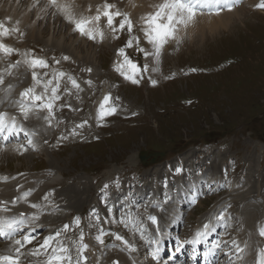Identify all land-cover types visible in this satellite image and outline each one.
I'll return each instance as SVG.
<instances>
[{"label":"rangeland","instance_id":"1","mask_svg":"<svg viewBox=\"0 0 264 264\" xmlns=\"http://www.w3.org/2000/svg\"><path fill=\"white\" fill-rule=\"evenodd\" d=\"M259 3L261 0H242L235 4V7L242 4L245 8L241 21L237 19L229 29L206 35L199 43H196L197 39L191 42L184 30L179 43L170 40L165 45L159 64L153 55V45L145 38L146 25L142 17L147 14L136 15L126 7L124 0L119 1V9L130 15L132 32L113 33L106 22L101 23L103 41L99 37L96 40L81 37L91 43L92 52H95L90 58L87 51L82 56L70 52L69 41L64 47L46 42L49 35L59 38L60 32L64 34L65 26L48 35L43 32L48 27V20L43 17L32 29L20 23L17 25V20L13 22L11 16L0 17V23L9 29L17 26L20 29L0 36V41L8 47L19 50L12 54L0 50V57L3 56L7 64L4 65L9 67L8 70L11 68L3 76L4 84L0 85V94L5 95L0 96V104L6 101L5 106L15 111V117L28 130L26 135H31L32 143L36 139L45 148L38 152L37 149L30 150V155L16 151L7 153L0 160L1 172L7 176L28 172L41 175L51 172L53 167L55 173L56 170L63 173L53 184L48 181L53 172L45 175V182L37 188L40 197H48L44 199L51 205L48 212L55 215L42 223L44 236H36L33 245L21 249L23 252L30 255L48 234L53 235L69 223L70 229L62 232L58 239L71 257L65 264L72 261L93 263L94 257L99 260L112 242L122 245L139 262L153 264L151 249L159 234L173 233L171 238L179 244L187 241L195 235L199 218L205 214L209 217L204 224L227 225L228 229L221 236V243H227L226 248L241 239L237 236L242 229L244 205L255 203L254 207L264 214V9L257 7ZM71 32L77 34L73 28ZM134 37L139 38V43ZM129 40H132V46L126 47ZM120 48L125 49L131 62L129 55L140 61L148 55V68L140 72L139 84L126 80L116 70L124 60L119 55ZM24 53L45 60L47 67L31 68L25 62L29 57ZM157 67L159 71H153ZM33 72L39 83L32 78ZM59 73L65 75L61 78ZM69 77L77 81L79 89L73 87ZM151 80H156L157 85L153 86ZM87 81H91V85ZM57 85L60 99L54 102L51 117L46 109L32 106V101L25 100L32 106L25 119L19 106L23 98L20 94V100L11 97L18 89L20 93L26 88H34L36 94L44 95L47 100ZM109 93L112 99L106 108L114 106L117 111L100 119L99 105ZM135 110L138 115H131ZM30 115L40 121H33ZM84 121L87 124L78 127ZM40 131L43 134L46 131L45 135L41 136ZM143 151H148L146 164L139 157ZM156 151L162 153L155 157L152 153ZM110 169L112 173H109ZM209 174L218 175V179L210 183ZM176 177L187 183L201 178L194 188L181 191L180 179L176 180ZM17 182L22 184L23 179ZM189 194H197L193 205ZM178 198L184 215L179 217V226L162 224V218L168 215V209L176 207ZM221 216L223 219L219 218ZM76 217L80 218L79 226L74 223ZM149 217H155L156 221ZM220 230L216 227L213 236H219ZM22 234L34 237L36 232L23 230L15 238ZM117 235L123 240L116 239ZM5 241L0 238V253L8 245ZM87 242L94 248L92 256ZM81 245H87V248L83 249ZM129 245L136 250L132 251ZM56 246L54 241L53 247ZM47 251L41 255L44 262L32 261L45 263L51 249ZM84 257H87L86 261ZM227 259L228 255H225L223 261ZM199 262L203 263L202 260ZM218 263L221 264L220 259Z\"/></svg>","mask_w":264,"mask_h":264},{"label":"bare ground","instance_id":"2","mask_svg":"<svg viewBox=\"0 0 264 264\" xmlns=\"http://www.w3.org/2000/svg\"><path fill=\"white\" fill-rule=\"evenodd\" d=\"M119 1L121 2V0H113V2H110V0H67V2L71 4L74 15L77 18H79L81 16L86 17V16L95 15L97 8L102 9V7L105 3H110V4L115 5V8L113 9V11H116V10L121 11L119 9V7H120ZM61 2H65V0H61ZM125 2H126L127 8L131 9L133 11V13L134 12L137 13L136 15L141 16V14L144 15V14L154 12L156 10L155 6L158 5L159 3H161L162 0H124V3ZM229 3H233V0H229ZM241 6H242V4H241ZM241 6L238 5V7H234L233 11H231V12H229V11H227V9H225L221 13V15H219V16H215V15L209 16L207 14L203 15V16H198L196 19L195 25L189 26L186 29L188 32L187 37L191 40V42L195 41L197 39L196 43H199V42H201L202 39L207 37L206 35H208V34L215 35L217 32H219L221 30L229 29L231 26H233L235 24V21L237 19H239L241 21L242 15H244V13H245V8L244 7L242 8ZM89 9H91V10H89ZM1 16L4 18H6V17L8 18V16H11L12 18L11 17L10 18L13 22L16 19L17 21H19L20 25L26 26V27L30 26L31 29L34 27L35 22L39 18L43 17V18H45V20L46 19L48 20V27H47V29L43 30V32L47 33L48 35L50 33H51V35L55 34L56 29L58 31L60 28H63L64 26H65V28L67 27L66 28L67 30L65 31L64 34L60 32L61 36L59 38H54L53 36L49 35L46 42H49V43L52 42L51 44H53V45L54 44L57 46L62 45V47H64L65 43H67L66 41H69L70 44H69L68 49L70 50V52H73L79 56H82L83 52L87 51L86 55L89 58L92 56V54L93 55L95 54V52H92L91 43L82 39L86 36H82L78 32H77V34H75L74 32H71V28L74 29V25L69 23L68 20L65 19V17L61 13H59L55 8L50 7L48 5V0L47 1H43V0H0V17ZM55 17H56V19H54ZM138 18H140V17H138ZM105 22H106V19L102 18V20L100 21L99 27L101 26V23L104 24ZM36 27H37V25H36ZM38 28L41 29V26H39ZM100 28H102V27H100ZM31 29H29V30H31ZM102 30H103V28H102ZM34 32H33V34H34ZM56 33H58V32H56ZM183 33H184V30L178 32V36H181ZM183 36H182V38H183ZM98 37H99V35H97V38ZM171 41H173V40H171ZM196 43H195V45H196ZM169 53H170V49H169ZM4 64H6L5 58L3 56H1L0 57V69H1L0 76H2V77L5 76L7 73H9V71H11V68L8 70L9 67L6 66L7 64L6 65H4ZM27 78H25V79H27ZM24 80H22V82H24ZM19 90L20 89H18L16 91L15 96H11L12 98L14 97L13 99L20 100L19 94L21 93V91L19 93ZM0 96L4 97L5 95L0 94ZM17 96H18V99H17ZM1 102H2V99L0 98V103ZM3 102L6 103V101H3ZM4 103L0 104V113H7L8 117H15V114H14L15 111L13 112L10 109V107L5 106L6 104H4ZM8 103H9V101H7V105H8ZM89 109L90 110L92 109L91 106L89 107ZM34 116H35V114H34ZM29 117L33 121H36V122L40 121L38 119L33 118L31 115ZM16 118L17 117H15V119ZM29 122H30V120H29ZM6 123H7V119H6ZM43 126L46 127V125H43ZM25 128L26 127H24V124L22 123L17 130L25 131L26 130ZM12 130H14V127H10L8 129L6 127L3 131H0V148L4 149V151H0V160H3L2 158L9 152L10 153L12 152L14 154L15 153V146L22 145L19 142H17L16 144L15 143H11V144L8 143V144L1 145L5 132L9 133ZM45 133H46V131L44 132V134L42 131H40L41 136H44ZM30 134H32V133H30ZM25 147L27 148V146H25ZM29 148H31V149H29ZM36 149H37V151H36ZM30 150H35L36 152H38V151H45V148L40 146V144L35 139V141L31 145L28 146L27 151H24V155H26V154L30 155V153H32V151H30ZM190 153L191 152L189 151L188 154H190ZM40 154H44V152L40 153ZM12 156L14 157V155H12ZM26 157L27 156H25V158ZM14 158H17V156H15ZM132 158L135 161V153H133ZM130 162H131V164H134V163H132L133 161H130ZM19 169H17V171L20 172ZM1 170H2V168H0V178L7 177V180L0 179V207L6 206L8 209H10V211L0 212V217L21 218L20 214L23 213L24 214V216L22 217L23 218V224L20 225V231L19 232L23 231L22 228H30L29 231H32V233L35 231V228L38 225L42 224L44 221L47 222L46 220H48V218L54 217V216L51 217V215L49 213H46L43 215V213L40 210L33 212L31 209V205L33 204V201L36 203L39 202L37 200V198L40 197L41 192L39 193L40 195L37 194V188L40 187L43 184V182H45V175H50L53 172V176L51 178H48L49 183L53 184V183L58 182L60 180L61 175H63V173H59L56 170V172L58 173L57 174L54 172L55 169L53 167H51L50 168L51 172L44 173L41 175H38V174L33 175L32 173L28 172L26 175H19L18 173H16V174L13 173V174H10L9 176H7V175H5L6 173L1 172ZM112 172L113 171L110 169L109 173H112ZM105 174H106V172H105ZM209 176H210V178H208V179H210L209 182H212V181H215L218 179L217 178L218 175H216V174H209ZM14 177H15V179H13ZM200 178L201 177L194 178L193 181L190 183L189 182L187 183L186 182L187 180L182 179L180 177H176V180L180 179V188L182 189L181 191H185V190H188L186 188H191V187L194 188L195 185L200 184V181H199ZM18 179H23L22 184L17 182ZM14 182L16 184H13ZM51 184L49 186H47L46 188H49L51 186ZM18 188H19V191H18ZM70 191H72V189ZM79 192H80V190L77 193H79ZM25 193H29V195H27V197H25ZM189 196H191V194H189ZM192 196H197V194H194ZM74 197H75V195L72 196L73 199H74ZM13 201H15V203H13ZM28 202H30V203H28ZM256 202H257V200H256ZM176 203L177 204L175 205L176 207L174 209H172V210L168 209V215L165 214L167 216L162 218L163 219L162 224H166V225H169L172 227L174 221L179 220L180 216H184L183 210L181 209V207H179V203H181L180 198H178ZM254 204L244 205V208H245V210L243 212L244 216H243L242 222H241L242 223V226H241L242 229H241L240 233H238V236H237L238 238L241 237V239L236 243V249L238 251V256L236 255L234 257V259L231 260V262L227 263V264H259V261L261 259L260 253L262 251H264V235H261V232L264 231V228L262 227V225H264V214L258 208H255ZM165 207L168 208V206H165ZM68 208H69V206H68ZM166 208H165V210H167ZM61 209H63V208H61ZM30 213H32V218L34 216L38 217V219H35V221L32 223L26 222V217L30 216ZM63 216H64V214H63ZM56 217L57 216H55V218ZM208 217H209V214H205L203 217L199 218L200 222H199V226H197V228H200L199 230L203 229L201 227L205 223L204 220H206V218H208ZM161 227H164V226H161ZM19 232H17V233H19ZM42 232H43L42 230L39 232H36L35 236H41L43 234ZM213 232H215L214 234H216V227L209 228L207 235L201 239V242H203V245L196 252L195 261L193 263H190V261H188V262L186 261V263H183V260L178 257L175 260V262H176L175 264H199L198 262L200 260H202L203 263L208 262V264H217L219 262L220 258L217 257L216 255H214V253L219 251V247L216 246L217 245L216 243H213V241L210 240L213 238V235H214V234H212ZM48 235H50V234H48ZM166 237H169V235L168 234L165 235L159 243L162 247L165 244V238ZM194 237H195V235L193 236V238L191 240H193ZM237 237H236V239H238ZM14 238H15V236H14ZM1 239H2V241H5L6 239H10V238L3 235V238H1ZM155 239L157 240V238H155ZM11 240L12 241H9V243H8V241H5V243L8 245L2 249L0 255H9V254L15 255L13 239H11ZM34 241H36V238H34L33 242ZM32 243H31V245H33ZM87 243L90 245L89 255L92 256L94 248L89 242H87ZM37 244H39V243H37ZM28 245H30V244H27L26 246H28ZM221 248H223L222 249L223 253H226L228 255H231L233 253L229 248L225 247V244L222 245ZM159 249H160L159 246L155 247L156 252ZM203 249L206 251V254H204L203 257H200L198 255L199 251L201 253V250H203ZM43 252H44V250H41V252L38 255H31V253H30V255H28L25 253V251L23 252L21 250L20 264H39L38 262H33L32 260L34 259V260L39 261V262L43 261L42 260L43 258L41 257ZM135 258L132 257V255L129 253V251L127 249H125L124 247H122V245H120V244L116 245L114 242H112L110 245L107 246V248L104 252V255L99 260H96V258L94 257V262L93 263L90 262L88 264H113L114 261H118L119 264H143L142 262H139ZM143 258L145 259V257H143ZM41 264H46V262L41 263Z\"/></svg>","mask_w":264,"mask_h":264},{"label":"snow or ice","instance_id":"3","mask_svg":"<svg viewBox=\"0 0 264 264\" xmlns=\"http://www.w3.org/2000/svg\"><path fill=\"white\" fill-rule=\"evenodd\" d=\"M242 2V0H233V3H229V0H162L161 3L155 6V11L148 13L145 17H142L146 27L144 28L145 38L148 40L150 44L154 47V57L156 58L157 64H159L160 55L166 44L170 40H175L177 43L180 42L181 37L177 35L178 32L186 30L189 26H194L196 23V19L198 16L203 15H215L219 16L221 13L227 9V11H233L235 4ZM48 5L50 7L55 8L59 13H61L65 19L68 20L69 23L74 25V31L78 32L82 36L88 37L90 40H96L97 35H99L100 41L104 39L103 30L100 29L99 24L102 18L106 19L107 27L113 32L124 31L127 30L129 33L132 32L133 23L131 17L126 12H121L119 10L113 11L115 5L110 3H105L101 8H97L96 14L93 16H81L77 18L74 15L72 6L70 3L65 0V2H61V0H48ZM258 8L264 9V0H261V3L257 5ZM91 10V9H89ZM117 18L119 21L117 22ZM19 21H17V25ZM19 27H15L13 29H9L3 23H0V36H7L11 32H19ZM119 38V37H115ZM139 43V38L134 37ZM132 46V40H129L126 44V47ZM0 50H2L6 54H12L13 52H18V49L10 48L2 41H0ZM119 55L124 57L123 63L118 65L116 70L120 72V74L128 81L133 84H139L140 79L138 78L141 69L135 64L132 63L127 55L125 54V49L120 48L118 50ZM26 57V63L33 69L37 67H47V62L43 59L36 58L31 56L29 53L23 54ZM64 59H68V57H64ZM19 61L17 62V64ZM59 63V61H57ZM16 65H12L15 67ZM127 68V71L124 69ZM87 71L91 72V69H87ZM143 71H147V65L144 66ZM153 71H159V68H154ZM193 71H195L193 69ZM65 74L59 73V76L62 78ZM33 78L39 83V78L36 73L33 72ZM171 77H165V79H170ZM73 87L79 89V84L74 78L69 77ZM89 85H91V81H87ZM153 86L157 85L156 80H151ZM4 84V79L0 76V85ZM51 84V81L48 82ZM59 86H55L51 90V97L45 100V96L42 94H36L34 88H26L23 92L20 93V96L23 98L19 102L20 111L23 114L24 118L27 119L29 112L31 111L32 106L40 107L46 109L48 111L49 117L53 116V107L54 102L59 100L60 97L57 95ZM47 92V85H45V93ZM112 97L109 93L103 98V101L99 105V118L103 119L105 116L113 115L116 113L117 108L107 107L110 104ZM119 99V97H117ZM25 100L32 101V106H29L25 103ZM39 102V103H37ZM7 119V123H6ZM48 119V117H45ZM87 124V121H84L82 124L78 125V127H84ZM15 127L16 119L15 117H8L7 113H0V131H3L6 127ZM7 140V137H5ZM28 144L31 145L32 141L29 139ZM0 151H4L3 148H0ZM15 151L23 154L24 151H27V148L24 145L15 146ZM23 175V174H21ZM0 179L7 180V177H2ZM15 179V177L13 178ZM107 187V186H106ZM29 193H25V197H27ZM45 200L48 199L47 196L44 197ZM15 203V201H13ZM32 208H37L39 205L32 204ZM6 206L0 207V212H8ZM23 213L20 214L21 218H7L0 217V235L7 236L10 239H13L14 251L15 255H0V264H20V255L21 249L24 248L27 244H31L34 240V237L31 234H24L20 238H14L15 234L20 231V225L23 224L22 217ZM223 219V217H219ZM38 219V217H33V220ZM153 222L156 221L155 217H149ZM74 223L76 226L80 224V218L76 217L74 219ZM69 224H65L62 229L57 230L53 235H49L46 237L41 244L35 248L31 254L38 255L41 250H44L47 253L48 249H51V254L47 256L46 264H65V261H71V257L67 255L68 249L64 247L61 243L58 242L59 237L62 232H66L70 229ZM209 230V224H204L202 230H198L195 234L193 240L190 241L192 244H198L201 242V239L207 235ZM261 235H264V231L261 232ZM83 240V235L80 237ZM101 243H103V239L101 237H97ZM116 239L123 240V237L117 235ZM57 242V246L53 247V242ZM125 244L128 242L125 240ZM217 247L219 245H216ZM83 249L87 248V245H81ZM132 251L136 249L129 245ZM158 255V253H157ZM261 259L259 264H264V251L260 253ZM84 260H87V257H84ZM79 264V261H77ZM113 264H119L118 261H114Z\"/></svg>","mask_w":264,"mask_h":264},{"label":"water","instance_id":"4","mask_svg":"<svg viewBox=\"0 0 264 264\" xmlns=\"http://www.w3.org/2000/svg\"><path fill=\"white\" fill-rule=\"evenodd\" d=\"M162 152H154V153H152L155 157H157L159 154H161ZM140 157H141V161L143 162V163H145L146 161H147V152H144V153H142L141 155H140Z\"/></svg>","mask_w":264,"mask_h":264}]
</instances>
